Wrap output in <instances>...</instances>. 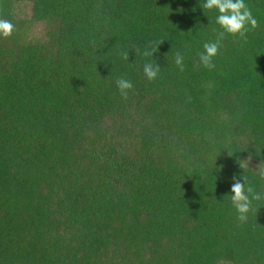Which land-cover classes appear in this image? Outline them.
<instances>
[{"label": "trees", "instance_id": "trees-1", "mask_svg": "<svg viewBox=\"0 0 264 264\" xmlns=\"http://www.w3.org/2000/svg\"><path fill=\"white\" fill-rule=\"evenodd\" d=\"M205 2L0 0V264H264V201L230 199L264 191V0L211 70Z\"/></svg>", "mask_w": 264, "mask_h": 264}, {"label": "clouds", "instance_id": "clouds-1", "mask_svg": "<svg viewBox=\"0 0 264 264\" xmlns=\"http://www.w3.org/2000/svg\"><path fill=\"white\" fill-rule=\"evenodd\" d=\"M201 7L208 10H217L219 14L216 17V23L223 29V31L216 33L215 41L205 42L203 44L204 50L198 53L199 64L211 70L215 68L213 58L218 54L221 41L225 38L226 33L236 36L241 40H246L249 26L251 29H256L259 27V24L252 10L245 3V0H206ZM15 30V26L11 21L0 18V36L5 38L10 37ZM161 43H163V40L155 41L146 47L143 52H139L138 49L136 52H139L144 57H154V53L157 52L158 45ZM121 57L129 61V51L122 52ZM183 61V55L177 52L175 54V64L181 71L184 70ZM160 67L158 63L149 62L144 64L143 71L149 81L157 77ZM116 84L121 96L125 98L129 90L133 88L132 82L123 77L117 79ZM239 165L244 169L240 161ZM258 174L261 179H264V168H259ZM231 179L233 181L231 185V203L238 214V220L241 223H246L250 212L258 213L260 207H254V202L264 201V191L258 192L251 186L249 177L244 174L240 178L236 174H233Z\"/></svg>", "mask_w": 264, "mask_h": 264}]
</instances>
